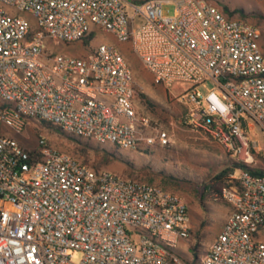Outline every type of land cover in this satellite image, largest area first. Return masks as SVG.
Listing matches in <instances>:
<instances>
[{"label": "built area", "instance_id": "obj_1", "mask_svg": "<svg viewBox=\"0 0 264 264\" xmlns=\"http://www.w3.org/2000/svg\"><path fill=\"white\" fill-rule=\"evenodd\" d=\"M168 2L173 13L164 15ZM99 30L129 42L155 83H188L173 95L186 124L253 161L244 127L264 132L260 30L206 0H0V121L17 133L29 120L45 122L135 151L169 145L168 132L140 111L116 46L74 56L48 44ZM207 79L214 87L201 94L195 86ZM221 195L231 209L200 264H264V170L230 174ZM190 234L178 192L95 170L42 135L31 152L0 133V264H182L175 249Z\"/></svg>", "mask_w": 264, "mask_h": 264}, {"label": "rangeland", "instance_id": "obj_2", "mask_svg": "<svg viewBox=\"0 0 264 264\" xmlns=\"http://www.w3.org/2000/svg\"><path fill=\"white\" fill-rule=\"evenodd\" d=\"M206 1L220 9L224 5L230 10L240 9L244 17L238 12L231 17L247 20L258 27L260 49L264 54V0ZM173 9L174 2L163 4L164 15H171ZM20 15L31 19L28 13L20 12ZM101 42L116 46L131 65L139 109L150 116L152 126L157 125L168 132L169 145H153L151 149L139 151L115 148L65 133L51 124L32 120L27 122L20 133L0 121V133L16 138L30 149L37 147L38 138L42 135L50 146L71 154L95 170L108 169L122 177L144 182L151 177L154 184L178 192L189 207L193 222L190 234L194 240L193 248L198 253L205 252L209 243L219 234L231 209L221 195V188L230 174L222 181L217 180L215 175L241 161H238L237 156H232L218 141L186 124L184 117L187 108L177 102L173 95L178 96L187 91L190 85L178 83L167 89L155 83L152 74L143 66L141 58L135 54L129 42H119L113 34L99 30L88 42L82 40L62 42L59 45H52L51 42L48 44L56 52L81 56ZM213 87V82L207 79L196 85L195 89L205 94ZM139 93L146 95L150 105L144 103ZM244 130L254 142L250 146L253 161L248 166L264 170V132L255 123L252 127H244ZM239 171L240 169H236L232 174H239ZM81 257L82 252L76 250L71 260L78 262Z\"/></svg>", "mask_w": 264, "mask_h": 264}, {"label": "trees", "instance_id": "obj_3", "mask_svg": "<svg viewBox=\"0 0 264 264\" xmlns=\"http://www.w3.org/2000/svg\"><path fill=\"white\" fill-rule=\"evenodd\" d=\"M143 0H138L136 2H141ZM222 10L229 16L231 17V15L233 13H236L238 12L242 17H244V14L242 13V11L238 8L234 9V10H230L228 8V6L224 5L222 6ZM93 33L90 34V36L88 38H85L84 41L85 42H88L89 39L91 37H93ZM140 97L143 99L144 103L147 104V105H150V102L149 100L147 99L146 95L143 94V93H139ZM36 151V148L34 149H31V152H35ZM242 168H245L247 169L248 171H250L251 173H255V174H261L263 172V170H260V169H254V168H250L249 166L245 165L243 162H236L234 163L233 166H231L230 168H226L222 171H220L217 175H215V178L219 181H222L224 179V177H226L228 174H232L236 169H242ZM149 181H147L148 183L150 184H154L153 183V179L151 177H148L147 178ZM135 180V179H134ZM137 181H140V180H137ZM160 186V185H159Z\"/></svg>", "mask_w": 264, "mask_h": 264}, {"label": "crops", "instance_id": "obj_4", "mask_svg": "<svg viewBox=\"0 0 264 264\" xmlns=\"http://www.w3.org/2000/svg\"><path fill=\"white\" fill-rule=\"evenodd\" d=\"M190 221H191V216H190ZM192 228H193V222L191 221V229ZM193 243L194 240L191 237V235L189 238L181 239L178 242V245L175 249V254L181 260L182 264H200V259L202 258L205 252L198 253L197 250L193 248L194 247Z\"/></svg>", "mask_w": 264, "mask_h": 264}]
</instances>
